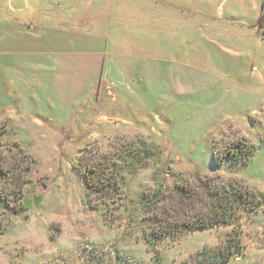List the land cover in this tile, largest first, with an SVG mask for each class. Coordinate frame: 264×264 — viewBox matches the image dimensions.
Wrapping results in <instances>:
<instances>
[{
	"label": "rangeland",
	"instance_id": "obj_1",
	"mask_svg": "<svg viewBox=\"0 0 264 264\" xmlns=\"http://www.w3.org/2000/svg\"><path fill=\"white\" fill-rule=\"evenodd\" d=\"M253 4L0 0V147L17 143L35 160L28 208L5 211L0 200V264H184L231 234L243 250L225 264H264V208L152 248L139 203L168 165L192 179L239 178L264 193L263 64L252 32L263 12ZM240 137L256 146L252 160L215 163V139ZM136 139L155 143L160 161L124 171L121 206L92 208L75 160L85 147L115 150Z\"/></svg>",
	"mask_w": 264,
	"mask_h": 264
},
{
	"label": "trees",
	"instance_id": "obj_2",
	"mask_svg": "<svg viewBox=\"0 0 264 264\" xmlns=\"http://www.w3.org/2000/svg\"><path fill=\"white\" fill-rule=\"evenodd\" d=\"M263 22L264 12L259 20L260 29ZM221 142L215 139L213 144L215 163L227 162L236 168L248 164L255 155L256 146L243 137ZM14 145L0 147V200L5 211L12 209L20 213L28 208L23 200L24 188L35 160L17 143ZM7 152H15V155L8 157ZM161 154L162 150L155 143L144 139L130 141L115 150L102 145L85 147L75 160L74 168L84 183L87 204L92 208L104 204L108 209L121 206L125 198L124 171L135 175L146 162L158 160ZM169 167L162 171V182L157 190L144 191L139 201L146 219L151 220L146 226L145 240L152 248L161 238L231 225L240 211L252 215L264 208V193L242 179L199 174L192 179L171 173ZM167 177L174 178L173 186L167 185ZM5 226L6 222L0 218V234ZM242 250L240 237L231 234L221 248L204 247L184 264H225ZM159 262L157 264H161Z\"/></svg>",
	"mask_w": 264,
	"mask_h": 264
},
{
	"label": "crops",
	"instance_id": "obj_3",
	"mask_svg": "<svg viewBox=\"0 0 264 264\" xmlns=\"http://www.w3.org/2000/svg\"><path fill=\"white\" fill-rule=\"evenodd\" d=\"M253 3H254L253 8L258 12V14H259L260 10H262L261 13L264 12V3L262 2V0H253ZM261 13H260V15H261ZM252 26H254V25H252ZM252 32L256 33L255 52H253V53H254V55H258L259 57H261V59H262L261 62L263 64V65H260L261 71H262V73H261V80H262L261 81L262 82L261 83V90H263L262 87L264 86V28L261 30H258V31H256V29H253ZM257 83H258V81H257ZM263 98H264V96L261 95V97L259 98V102Z\"/></svg>",
	"mask_w": 264,
	"mask_h": 264
}]
</instances>
